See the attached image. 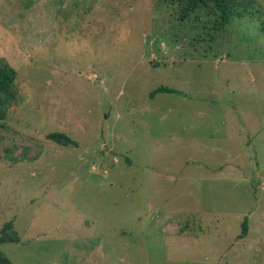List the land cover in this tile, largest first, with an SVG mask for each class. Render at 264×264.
<instances>
[{
	"label": "rangeland",
	"instance_id": "374dc122",
	"mask_svg": "<svg viewBox=\"0 0 264 264\" xmlns=\"http://www.w3.org/2000/svg\"><path fill=\"white\" fill-rule=\"evenodd\" d=\"M254 2L253 18L216 31L202 10L179 20L160 0H0L19 95L0 140L13 264H264ZM161 86L180 93L152 99Z\"/></svg>",
	"mask_w": 264,
	"mask_h": 264
},
{
	"label": "trees",
	"instance_id": "16d2710c",
	"mask_svg": "<svg viewBox=\"0 0 264 264\" xmlns=\"http://www.w3.org/2000/svg\"><path fill=\"white\" fill-rule=\"evenodd\" d=\"M175 10L179 20H185L192 13L203 11L210 19L212 28L223 31L235 21H244L254 17L251 9L254 0H160ZM253 7V8H252ZM17 71L0 57V140L2 133L7 130L8 113L6 108L18 101L16 89ZM180 92L169 86H161L151 93L153 99L158 94H179ZM47 138L62 147H79L78 142L64 132L48 134ZM249 218L242 224L240 238L248 235ZM20 237L15 230L14 221L7 222L0 232V245L4 243H20ZM0 264H13L0 250Z\"/></svg>",
	"mask_w": 264,
	"mask_h": 264
}]
</instances>
